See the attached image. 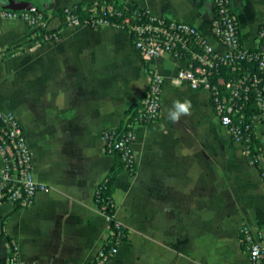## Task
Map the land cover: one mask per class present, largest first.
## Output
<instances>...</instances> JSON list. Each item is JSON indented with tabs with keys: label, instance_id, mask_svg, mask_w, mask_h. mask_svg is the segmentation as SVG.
<instances>
[{
	"label": "crops",
	"instance_id": "1",
	"mask_svg": "<svg viewBox=\"0 0 264 264\" xmlns=\"http://www.w3.org/2000/svg\"><path fill=\"white\" fill-rule=\"evenodd\" d=\"M8 1L0 0V10ZM33 1L50 14L97 0ZM231 1L242 45L254 50L264 0ZM124 2L191 24L225 51L213 32L214 0ZM42 26L61 36L37 44ZM42 26L0 18V112L19 122L32 177L47 187L29 207L0 204V264L10 239L25 264L95 263L111 235L95 201L116 163L105 134L128 120L153 74L163 81L160 116L134 127L136 174L115 181V220L130 235L105 264H251L241 234L247 228L264 249V174L226 132L210 94L178 78L186 62L162 54L146 67L132 38L110 24L54 19ZM185 99L190 114L170 121L168 110ZM257 138L264 149L263 125ZM4 166L0 155V175Z\"/></svg>",
	"mask_w": 264,
	"mask_h": 264
},
{
	"label": "built area",
	"instance_id": "2",
	"mask_svg": "<svg viewBox=\"0 0 264 264\" xmlns=\"http://www.w3.org/2000/svg\"><path fill=\"white\" fill-rule=\"evenodd\" d=\"M108 17V13H102L89 24L94 26L108 24ZM0 18H20L36 25L40 23L41 16L0 10ZM124 23L128 26L130 20L127 18ZM70 24L79 25V22L75 20ZM213 32L224 52L212 48L199 30L191 24L175 20L168 24L164 18L152 16L149 17V21L131 27L130 37L135 50L145 61L162 54H171L186 62V67L179 72L178 78L191 90L208 92L212 108L220 117L222 125L232 139L243 143L248 139L249 132L255 128L254 119L264 117L262 115L249 121L243 113L252 99H255L259 109L264 111L262 79L258 73L244 65L256 62L259 70L264 73V25L258 35L257 47L254 50H247L241 42L239 23L232 10V1L214 0ZM192 38L195 41L191 44ZM200 46L203 49L202 54L196 53L194 49ZM186 51L192 57L188 62L182 58ZM222 66L231 68L227 78L222 75ZM162 85V78L153 74L146 92L139 100L141 107L135 123H130L129 114L128 120L119 129L105 134L108 152L122 153L126 169L131 175L136 174L137 165L131 147L134 140L133 129L137 125L149 124L160 116ZM0 119L3 124L0 128V155L5 163L4 171L0 175V202L3 200L10 202L15 208L29 207L34 204L37 193L47 191V187L35 182L32 177L31 154L19 122L13 116L1 112ZM7 140L11 141L15 151L7 145ZM242 234L245 236V251L251 264H264V249L260 242L247 228L242 229ZM119 244L112 248L109 255L101 251L98 264H105L112 259L118 253ZM9 254L5 264H25L20 258L19 247L15 242H12Z\"/></svg>",
	"mask_w": 264,
	"mask_h": 264
},
{
	"label": "trees",
	"instance_id": "3",
	"mask_svg": "<svg viewBox=\"0 0 264 264\" xmlns=\"http://www.w3.org/2000/svg\"><path fill=\"white\" fill-rule=\"evenodd\" d=\"M14 12V11H12ZM19 12V11H16ZM19 13H29V12H19ZM102 13H108L109 17L107 18V23L113 26H116L120 28L122 31H124L126 34L130 36V30L131 27L134 25L139 24L140 22L149 21V13L140 8L139 5L135 2L133 3H126L124 0H97L94 2H88V3H81L74 5L69 8H58L51 10L50 14L49 11L46 8H42V11L39 13H29L34 15H39L42 17V19L48 23L51 20L59 19L61 22H63L65 25L70 24L72 21H78L79 25L83 24H89L93 19H95L96 16L101 15ZM130 20V24L126 26L124 21L126 19ZM166 23L169 24L171 20L164 18ZM61 36L60 30H55L48 32L45 27H41L38 30L37 36L34 38V42L42 43L45 40H52L59 38ZM195 41L194 38L190 40L191 44ZM196 53L202 54L203 49L199 47H194ZM9 52H6V54ZM182 58L185 61L192 60V57L188 51H186ZM246 67L250 68L253 72L258 73L262 79V91L264 95V73L261 72L258 68V64L256 62H250L244 64ZM148 66V63L146 61V67ZM222 75L227 78L231 72V68L223 67L221 68ZM149 72V71H148ZM218 81V78H216V82ZM143 96V95H142ZM142 98V97H141ZM212 103V100H210V104ZM212 106V105H211ZM141 107L140 101H138L132 108L129 110V114L131 115L129 121L130 123L134 124L135 120L139 116V108ZM243 113L245 114L246 119L253 120L255 117H261L264 116V111L260 110L257 102L255 99H252L247 107L243 110ZM147 124V123H144ZM3 124L0 119V128H2ZM254 128V127H253ZM121 131V130H120ZM248 139H246L243 142L244 147L248 150L249 154V160H253L254 157L259 155L260 153H263L264 149L262 148V143L258 140L256 137V133L254 130L249 132ZM7 145L12 147L15 151V148L11 141L7 140ZM116 159V163L112 170L110 171L109 175L105 178V180L102 182V184L99 186L95 201L98 206V208L102 211V213L106 216V218L109 221V229L111 232V235L103 247L102 251L105 255H109L113 247H116L118 243V247L129 238V230L123 226H120L116 220H115V206H114V200L113 195L115 193V181L117 176L122 172H128L126 169V162L124 160L123 154L115 151L113 153ZM257 166V164L255 163ZM259 168V167H258ZM135 170L137 171V165L135 166ZM260 172L262 170L259 168ZM6 202L3 200L0 203ZM20 206H17L16 209H20ZM242 239V248L246 250V246L244 244L245 236L244 234H241ZM10 246L12 244V240H9ZM10 254L8 255V257ZM100 261V258H98L94 264H98ZM106 263V262H105Z\"/></svg>",
	"mask_w": 264,
	"mask_h": 264
},
{
	"label": "water",
	"instance_id": "4",
	"mask_svg": "<svg viewBox=\"0 0 264 264\" xmlns=\"http://www.w3.org/2000/svg\"><path fill=\"white\" fill-rule=\"evenodd\" d=\"M3 9L6 11L39 13L42 11V5L33 0H9Z\"/></svg>",
	"mask_w": 264,
	"mask_h": 264
},
{
	"label": "clouds",
	"instance_id": "5",
	"mask_svg": "<svg viewBox=\"0 0 264 264\" xmlns=\"http://www.w3.org/2000/svg\"><path fill=\"white\" fill-rule=\"evenodd\" d=\"M191 101L185 99L183 102L175 101L172 108L168 110V119L172 122H178L181 116L190 114Z\"/></svg>",
	"mask_w": 264,
	"mask_h": 264
},
{
	"label": "rangeland",
	"instance_id": "6",
	"mask_svg": "<svg viewBox=\"0 0 264 264\" xmlns=\"http://www.w3.org/2000/svg\"><path fill=\"white\" fill-rule=\"evenodd\" d=\"M40 23L38 24L39 26H42L44 25L46 22L42 19L39 20ZM65 26H72L71 24H68V25H65ZM43 27V26H42ZM62 28V27H61ZM218 116V115H217ZM219 117V116H218ZM220 119V117H219ZM254 125H255V128H254V131L256 133V137L258 136V132L261 133V128H262V125L264 126V117H261V118H255L254 119ZM226 129V128H225ZM226 132L228 133V131L226 130ZM229 134V133H228ZM230 135V134H229ZM261 136V134H260ZM231 137V135H230ZM234 140V139H233ZM245 151L247 152V154H249L248 150L245 148ZM264 153V152H263ZM263 153H260L259 155H257L256 157H254L253 160H251V162L253 164H257V167H259L262 172H264V154Z\"/></svg>",
	"mask_w": 264,
	"mask_h": 264
}]
</instances>
